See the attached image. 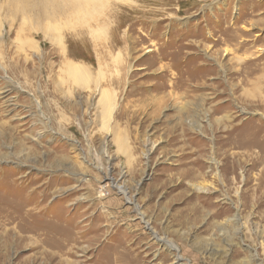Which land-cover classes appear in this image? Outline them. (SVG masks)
<instances>
[{
    "label": "rangeland",
    "instance_id": "obj_1",
    "mask_svg": "<svg viewBox=\"0 0 264 264\" xmlns=\"http://www.w3.org/2000/svg\"><path fill=\"white\" fill-rule=\"evenodd\" d=\"M75 1L0 0V264H264V0Z\"/></svg>",
    "mask_w": 264,
    "mask_h": 264
},
{
    "label": "bare ground",
    "instance_id": "obj_2",
    "mask_svg": "<svg viewBox=\"0 0 264 264\" xmlns=\"http://www.w3.org/2000/svg\"><path fill=\"white\" fill-rule=\"evenodd\" d=\"M22 2H27L29 5L27 6V5H25V3H24V10H23V12H24V14L23 15H25V14H28V15H33V17L35 18V19H37L38 21H40V20H46V21H48V22H54V21H56L57 19H59V18H62L63 16H66L67 15V13L65 12V11H60V12H58V11H54V4H55V2H58V0H21ZM71 1H73V2H71V3H73V7L74 8H80L81 10L82 9H84V8H82L81 6H79V7H75L74 6V4H75V0H71ZM94 1L95 2H98L99 0H89L88 2L90 3V2H93V4H94ZM12 3V2H11ZM88 3V4H89ZM79 4H80V2H79ZM81 5V4H80ZM82 5H83V3H82ZM86 5H87V3H86ZM85 7V6H84ZM25 8H27V10L25 9ZM72 10V9H71ZM74 10V9H73ZM70 11V10H69ZM69 11H68V14H70L69 13ZM78 11V10H77ZM74 12H75V10H74ZM84 11H82V13H83ZM72 14V13H71ZM70 14V15H71ZM84 14V13H83ZM77 15H80V14H78V12H77ZM82 15V14H81ZM73 16H74V13H73ZM82 17V16H81ZM27 19V17H24L23 16V21L24 20H26ZM64 19V18H63ZM70 19V18H69ZM76 19H77V17H76ZM66 20V19H65ZM67 21V20H66ZM72 21H74V19L72 20ZM83 21V20H82ZM81 21V22H82ZM79 22V21H78ZM47 24V23H46ZM51 25V24H50ZM262 58V57H261ZM250 62V61H249ZM253 62V61H252ZM258 63H250L249 64V66L247 67V68H250V70L247 72V74L248 75H251L252 73H255V72H259V71H262V69L257 65ZM247 65V64H246ZM246 67V66H245ZM246 70V69H245ZM236 72V71H235ZM240 73H241V71H240ZM239 74V73H238ZM240 75V74H239Z\"/></svg>",
    "mask_w": 264,
    "mask_h": 264
}]
</instances>
